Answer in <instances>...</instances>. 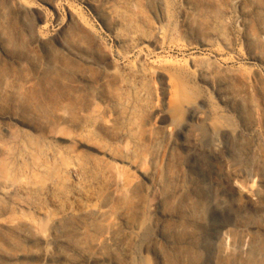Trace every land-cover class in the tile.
Masks as SVG:
<instances>
[{
	"label": "rangeland",
	"instance_id": "rangeland-1",
	"mask_svg": "<svg viewBox=\"0 0 264 264\" xmlns=\"http://www.w3.org/2000/svg\"><path fill=\"white\" fill-rule=\"evenodd\" d=\"M0 45V264H264V0H0Z\"/></svg>",
	"mask_w": 264,
	"mask_h": 264
},
{
	"label": "bare ground",
	"instance_id": "bare-ground-1",
	"mask_svg": "<svg viewBox=\"0 0 264 264\" xmlns=\"http://www.w3.org/2000/svg\"><path fill=\"white\" fill-rule=\"evenodd\" d=\"M213 13L218 15V10L217 11L213 10ZM19 18L24 21L27 20L26 14H20ZM26 24L27 25L25 26L22 32L29 37V41L32 44H35L41 47L43 50L47 51L49 49L48 48L49 43L38 38L39 36H38V33H36L35 31L34 24H31V23H26ZM143 36L146 37V34L143 33ZM62 46L64 48H67V45H62ZM0 49H2V45H0ZM181 74L182 73L174 74L170 78L169 86L173 88L174 90L172 94L171 102H170L171 111L173 113L184 114L186 115V118L194 117L196 113L200 110L202 103L197 98V96H195L193 92H190L187 90L186 84L182 81V78H186V76H181ZM181 132L182 131L177 132V137L179 139L182 134ZM8 154H9V149L4 148L2 150V155L0 156V175L4 178L11 179V181H9L10 185L8 187H0V196H2L6 201H8L11 205H13L15 201V196L17 194L16 192H18L23 187L21 185L22 183H19V181H17L16 179H13L12 175L10 174L11 171L9 168V162L7 158ZM64 164L66 166L68 165L67 162H64ZM65 173L66 175L67 174L70 175V173H72V170L69 168V166L66 168ZM57 176H58V173L56 170L47 171L46 175L41 178L42 185L37 187V192L39 191L42 192L46 189V186H47L46 180H50L51 185L53 187H58L60 186L59 185L60 182H63V183L65 182L64 178L57 177ZM24 187L31 191H33L34 189L33 185H31V183L29 182L26 183ZM86 232L87 231L85 229H82L81 235L86 234ZM20 236L23 238H27L26 234H23V233H21ZM81 251H82V248L78 247L77 252H81ZM66 260L72 262V259L70 257H66Z\"/></svg>",
	"mask_w": 264,
	"mask_h": 264
}]
</instances>
